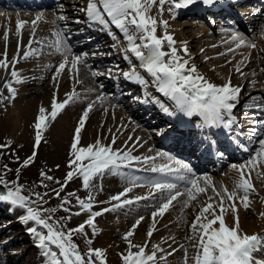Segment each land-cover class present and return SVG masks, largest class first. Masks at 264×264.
<instances>
[{
	"label": "snow or ice",
	"instance_id": "1",
	"mask_svg": "<svg viewBox=\"0 0 264 264\" xmlns=\"http://www.w3.org/2000/svg\"><path fill=\"white\" fill-rule=\"evenodd\" d=\"M226 0H86V6L80 11L85 13L86 20L92 24H98L104 29L110 25L118 29L127 42L126 51L134 54L139 61V66L150 77L156 90L164 97L172 102L173 107H164L161 105L163 112L169 117H184L192 122V127L196 128L206 141L208 152L215 150V155L223 157L226 149H219L217 145L219 141L216 137L217 133L225 134L226 139L235 148L244 152H250L249 158L241 164H233L232 168L238 172L239 178L234 181L235 188L229 192L227 188L218 190L208 177H200L196 174L193 167L188 162L181 161L172 156H136L133 155V149L140 144L137 140L132 148L127 144L124 148H114L116 137L113 135L111 143L104 144L100 139L95 143L87 146H81V133L85 128L89 113L93 110L95 102H91L83 111L78 125L75 128L73 140L70 147L69 171L66 175L64 184H61L59 190L53 189L57 198L67 186V182L73 180L74 177L82 179L83 188L88 191L86 199H81L75 193H68L67 196H75L76 204L81 211L71 212L70 207L63 205H71L72 201L67 197L62 200V209L69 212L70 215L65 219L71 220L73 215L79 216L82 212L88 213V219L73 229H66V225L61 224L60 220L53 218L51 210L43 208L44 197L47 192L41 194L31 189H25L17 180L9 182L6 179V173L11 171L7 165L4 166V174H0V203H7L10 211L19 209L23 215L19 218L26 225L32 223V227L27 230L34 235L39 241L38 247L43 250V254L47 259V264H107L106 251L104 249H94L89 247L85 253H81L79 246L73 241V234H81L87 238L88 233L85 228H91L92 235L97 234L95 219L105 213L130 208L134 204L141 201H149L153 207L151 212V228L147 232V240L143 245L133 243L132 237L136 228L139 227L144 220V216H140L135 221L131 229L128 230L123 239L127 242L126 253H121L122 264H161L168 256L173 255L176 249L166 252L160 244L152 245L149 249L148 241L151 240L153 233L157 231L158 218L163 216L173 207V202L179 197H186L182 202L181 211L191 206L192 202L197 201L201 194H207L209 188L215 196H208L207 201L201 203L199 212L195 216L190 226L191 235L185 237L192 243L195 249V255L191 257V264H264V259H259L256 253L264 251V236L260 234L249 235L240 229L237 202L242 204L245 209L251 205L250 197L256 193V188L252 182V174L255 173L256 178L264 181V172H261L260 166L264 165V103H255L249 106L248 111L251 113L250 135L254 138L257 145L254 149H250L247 144L240 141L239 137L235 140L234 128L239 121L235 115V110L239 107L240 93L242 88L233 85L229 79L223 85H216L198 73L195 65H190L189 60L184 56L189 55L188 48L184 46L177 49L174 36L167 32L169 27L168 21H158L152 14L156 8L161 14L164 11V5L168 6L169 14H176L178 10L188 8L189 6L200 4L203 6L223 5ZM39 19V17H37ZM64 20V17H60ZM80 21H77L79 23ZM35 23V22H33ZM162 23L165 32L162 36L157 35L158 24ZM24 27V22H19L17 26L18 33ZM56 36L55 44L57 51H61L60 45L67 38L66 34L62 35L61 31L54 34ZM5 34L4 39L8 40ZM35 42L44 47L43 41L35 40V29L33 36L29 40L27 47L30 51L24 53L20 57V42L17 45L16 56L9 61L7 49L0 58V68L10 73L13 78L8 81L5 87L8 89L11 99H15L17 89L14 83H22L20 74L15 70V65L19 60L28 59L31 56L38 55L36 49H32L31 45ZM165 42L168 51L164 50ZM232 42L235 43V49L230 48L233 52L240 47L255 48V43L246 42L240 34H232ZM183 52L184 56L179 53ZM63 59L58 65L54 66L52 80L57 82V77L63 73L66 67H70L78 77V65L86 62L87 54H74L71 46H64L62 49ZM71 57V61L69 60ZM127 59V57H126ZM130 63V61H129ZM243 64L244 61H241ZM236 72L243 75L242 69L238 66ZM93 75H102V73L93 72ZM126 80H135L140 85H145L148 80L143 78L136 70V66L132 65L131 71L124 73ZM77 82H80L77 79ZM58 91V84H57ZM75 89L66 96L63 101L58 102L54 93L51 111L44 107L39 109L37 121L34 124L35 136L32 155L29 156L22 164V167H29L35 162L37 150L40 148L41 142H47L44 133L50 127L51 122L55 121L58 115L70 104L78 99ZM8 97L0 94V102ZM101 101L105 97H99ZM134 100H141L139 97H133ZM141 102H148L143 101ZM159 103V101H156ZM195 118V119H194ZM180 124L187 126V121L181 119ZM111 131V130H109ZM160 134H163L162 132ZM242 134V133H241ZM171 135V133L169 134ZM167 138V137H165ZM132 139L131 136L128 137ZM10 147V142L0 144V148ZM158 158L166 159L165 163H156ZM18 159V158H17ZM143 166V167H141ZM125 169H131L133 172H150L156 174L154 177H141L139 175H129ZM105 174L124 176L128 184L121 192L112 195L108 201L101 203L110 204L111 207L101 208L94 211L96 200L94 196V181L102 179ZM41 187L47 188L48 185L43 181H52L54 178L46 172L40 173ZM60 184V181H56ZM148 187L149 192L146 195L131 196L134 188ZM28 195H25V192ZM218 198V203L216 202ZM231 209L234 214V226H228L225 221L226 212ZM264 216V213H261ZM175 240L174 237L170 238ZM162 240L161 243H167ZM91 245L93 241L87 240ZM172 245L169 244V248ZM184 249L185 264H189L188 249L184 244L180 245ZM135 249V251H134ZM163 253L164 255H158Z\"/></svg>",
	"mask_w": 264,
	"mask_h": 264
},
{
	"label": "bare ground",
	"instance_id": "2",
	"mask_svg": "<svg viewBox=\"0 0 264 264\" xmlns=\"http://www.w3.org/2000/svg\"><path fill=\"white\" fill-rule=\"evenodd\" d=\"M263 1L264 0H226V2L223 5L203 6L200 4H196L189 6L186 9L188 11L187 15L189 14L196 15L201 18L204 17L207 13L208 14L210 13L213 15L210 19L211 23H215L213 18L217 17V19L223 20L225 23H228L235 27L242 28L244 31L252 34L254 37L255 32H258L259 30V25L260 24L262 25V20L264 17V13H263L264 11H262L264 8ZM0 3H3L4 5L6 4L9 7L21 8V9L24 8L31 9L30 7L39 6V4H42V6L50 5L49 1L47 0H42V1L41 0H8V1L0 0ZM8 15H7V19L4 20L3 24H0V58H3L2 54L5 52V49H7L9 61H11L17 54L18 42H20V49H19L20 57H23L25 52L30 51L27 45L29 44L30 38L33 36V29H35V40L38 41H43L44 40L43 37L45 35L48 37L56 38L54 34L60 31L58 22L54 21L52 15L46 14L45 12L32 14L25 10L23 12H18V15L16 17L13 16L12 14H8ZM37 17H39V19H37ZM32 21H34L35 23H33ZM19 22H24V27L18 33L17 26ZM168 24L169 27L167 32L169 34L171 33V35L174 36V39L177 42L176 45L179 43L177 49L183 48V44L184 45L186 44L187 48L190 49L192 46L190 44V41L191 40L194 41L195 37L189 41V37H187L186 34L187 32H184V30L181 28L182 26H185L187 24H179V20L172 21ZM88 25L91 27H89L85 31L84 30L81 31L78 28V32L74 33L75 30H73L74 32L73 33L71 32L72 37L75 38L76 40H78L79 38H83V39L86 38V41L84 40L83 44H81L82 42L80 43L82 46L91 44V42L94 41L99 42L101 44L105 43L107 40L106 39L107 34L109 35V33L106 31L107 29L103 30L101 26L99 27L97 26V24H92L91 22H88ZM39 27H41V34L37 31ZM262 27L264 29V25ZM221 30L226 31L228 29L224 28ZM5 34L8 35L9 37L8 40L4 39ZM205 35H208V33H203L201 37H198V41H203ZM92 37H94V39ZM83 39L80 40L82 41ZM104 39L106 40L103 41ZM78 41L76 42L78 43ZM180 41L182 44L180 43ZM221 41L222 39L216 42H209L210 43L209 46L219 45ZM77 45L78 47H75V45L74 48L71 47L72 52L73 49H78L80 47L79 44ZM64 46H68V45L62 42V44L60 45L61 51H57V48L51 47L49 50H47V54L45 55L46 57L42 59L41 63L39 64L37 63L38 56H41L43 53L46 52L42 53L41 51V55H40L38 51L41 48L40 45L33 42L31 48L36 49L38 55L31 56L26 60L22 58L19 60V63L17 64L23 66L22 67L23 72L20 73V77L22 78L23 82L17 83L16 84L17 86H15V88L18 91H21V94L17 96L16 101L18 107L15 111L12 112V116H15L16 118L23 117V131H24L26 130L27 125H30V122L37 121V117L39 115V109L41 107H44L49 112L51 111L54 93L56 94L58 102H60L63 101L66 98V96L73 91V89H75L76 93L81 91L86 92L84 90H89V92L80 95L82 99L75 100V102L70 103L58 115L57 119L51 122L50 127L44 133L45 140L47 141L46 143L44 142V146L47 147L46 149L50 151L52 150V153L54 152L58 153L60 157L71 158L70 147L73 140L75 128L78 125L79 119L83 111L85 110V108L88 106L89 103L95 102L93 110L89 113V117L88 120L86 121L85 128L81 133V146H87L89 144L95 143L97 139H100L104 144H109L111 143L113 135H115L116 138L120 137L122 136V134L127 133L126 131L132 130L133 127H137L138 123L129 119L128 115L123 111V109L117 107V105L118 106L123 105L122 107L127 106L125 104L126 96H122L120 93L115 98H113L114 96H107V98H105L103 101L99 99L100 92H98V87L94 86L96 85L93 80L94 75L93 73L84 70V68H86V65L84 63L78 65V77H76V79L73 78L72 80L70 78V76L71 77L76 76V73L73 70H71L70 67H66L63 73H61V75L57 77V82L56 83L53 82L52 80L53 74H51V71L53 70L54 66L58 65L57 59L61 57L63 58L62 49ZM165 47H167L165 51H168V46L166 42L164 48ZM247 49L248 47H244V46L239 48L240 53H247L245 57V63L242 64L239 62L237 65V67L239 66L242 69L243 75L236 72L235 69L237 67L231 73L232 76H235L234 83L232 84L236 86H240L242 88V92L240 93V101H239L240 106L237 107V111L235 113L239 123L234 128V132L236 133L238 132V134H240L242 137L244 136V142L246 140V144L250 146V149H253L254 138L249 134L250 121L252 120V116L251 113L248 111V108L249 106L255 103H264V99L262 95V93H264V37L256 44V47L253 50L248 52ZM191 54L193 55V53ZM42 57L44 56L42 55ZM69 60L71 61V57H69ZM108 60L109 59L105 60L104 62H108ZM91 61H92V65L101 63V60H91ZM199 61L200 59H198L197 61L192 60V63H190V65H195L197 68V63ZM197 70L199 74L203 75L210 82L216 85H221L220 83H217L216 80H214L217 79L218 78L217 76L219 75H217L216 77L214 76L215 78H213L208 74L201 72L200 69L197 68ZM9 75H10L9 69L8 72L6 73L4 69L0 68L1 90L6 89L8 91V89L5 87V84L7 82V78ZM229 75L230 74L228 71L227 74H225V77H228ZM239 75L242 77L239 78ZM48 76H50V80L48 83H45L44 80L49 78ZM141 76L147 79L145 75L144 76L141 75ZM77 79L81 81L80 84L79 82H77ZM149 82L150 80H148L147 84L140 85L135 80L125 81L127 85L129 84L134 87L133 90L134 93L140 92L141 90L142 92L141 100L148 101V102H141L140 100V103L138 105L137 104H134L132 106L129 105V107L131 106L136 109L138 108V110H135L134 113L136 116L140 118V121H142L143 124L149 126L157 123H162L167 127L165 128L160 138L153 140L151 138L149 147L143 148L142 146L143 149H141L140 148L141 146L139 147L137 145L133 149V155L137 156V154L138 155L141 154L139 156L143 157V156H157L158 154H162L163 156H165L166 155L165 152L167 151L173 154L175 157H179V160L181 161L182 160L184 162L185 160H187L188 162L192 161L193 162L192 165L194 166V169H196L197 171L200 169L209 168V164L214 163V165L212 164L214 166L212 168L213 169L212 173L213 174L216 173L217 166H220L223 163L222 158L217 157L213 152L209 153L207 146H201L202 144L206 145L207 142L203 141L200 132L196 128L192 127L191 121H188L187 118L179 117V116L169 117L163 112L161 105H163L164 107L172 108L173 104L166 97L158 99L156 97V93L151 92L150 89L151 87ZM225 83L226 82L222 84ZM42 84H45L44 87H40V85ZM57 84H58V91H57ZM117 84L118 85L120 84V88L124 86L120 80L119 82H117ZM91 87H93V89ZM109 87L110 85H107V89H109ZM153 88H155L154 83H153ZM133 92L128 91L127 94H131ZM35 94H40V95L37 98H35V100H33L32 102L30 101L28 103L26 101V98L27 97L33 98ZM157 100L159 101V103L156 102ZM108 117L110 119V124L107 126L106 124L108 121ZM146 117L148 119H146ZM181 119L187 121V126H185V124L179 123ZM139 132H142L140 136L141 139L136 136L139 134ZM170 133L171 135H169ZM134 135L135 136L133 137L139 140L141 143L145 140L143 136L146 137L147 133L144 130H142V127L138 126L134 132ZM134 138H132L131 140H126L121 145H118L117 148H124L126 144L129 148H132L133 144L136 143V139ZM214 138H217L219 141L217 147H220L221 149H226V151L229 152V158H237L240 155H242L239 152V149L235 148L230 144L229 140L226 139L225 134L217 133L216 137ZM152 146H156V149L152 148ZM113 147H115V145ZM165 162L167 161L166 159L163 158H158L156 161V163L158 164ZM67 165H69V163H67ZM230 169H232V167ZM141 175L142 177L155 178L156 174L154 175L150 172H142ZM208 178H210L212 184H217V182L214 181L212 176H208ZM74 180L77 182L78 194H80L84 189L82 185V179L77 176L74 177ZM93 183L95 185L93 194L95 196L96 205L104 204L101 202L106 201V199H109V197H111L112 195L123 191L125 187L128 186L125 177L122 175L117 176V175L105 174L102 179L98 178ZM253 184L256 188V193H253L251 195L254 197H250V200L256 201L255 199L256 195H261L260 197L264 196L263 195L264 190L261 189L264 188V181L256 179V181ZM222 186L224 188L227 187V182H223ZM139 188L141 189L143 188L142 189L144 190L143 195H146L149 192L148 187H139ZM87 194L86 193L84 194L85 197L83 196V199L87 198ZM97 195H99L100 197L99 198L96 197ZM212 195L215 196V194ZM185 199L186 197H179L177 201L173 202V207L163 216L166 218L169 217V219L166 221L165 224H168L169 227L171 228L170 230H172L171 235L167 234L166 236V238L168 239L167 240L168 245L166 246L165 250L166 252H169L172 251L171 248L173 249L176 248V251L173 253V255L167 257L166 264H179V260L174 261V258H178L180 253L183 254L184 252L181 251L182 248L179 249L177 248L178 245H180V243L184 244L185 246L186 245L191 246V243H194V241L189 242L187 239L185 242H183L182 240V238L191 235L190 227L186 221V218L188 216L187 210L189 209V207L184 208L183 211H181L182 202ZM263 202L264 201H262V204L258 208L252 207L251 205L248 209H244V207L242 208V204L241 206L237 207L240 229L242 232H246L249 235L260 234L261 236H264V216L261 215V213H264ZM217 203H218V199H217ZM143 207H149V206H143ZM78 209L81 211L80 208ZM125 210L129 212H133L134 210L139 211V209H136L135 207L131 206L130 208H123L108 213L122 214L126 216L129 212L126 213ZM108 213H105L107 214L105 216H107L106 219H108V222H105L102 217L101 218L98 217L99 218L98 223H95L97 228V233H99L100 236L97 238H95L96 236L94 237L95 238L93 239L95 240L94 244L96 249H102V248L104 249L109 246L115 248L118 252L106 253V258L107 260L110 259V264H115V262L117 264H122L120 254L126 253L127 251V242L123 239V236L126 232L123 228H127L129 230V226L132 225L129 224L130 223L129 219L118 218V217H116V219H113L112 218L113 216L108 215ZM229 213L230 214L226 212L225 221L226 224L231 227L234 226V214L231 211V209H229ZM88 218L89 217L87 213L82 212V214L79 216L75 215L73 219H71V222L74 225H80L84 223ZM96 220L97 219H95V221ZM113 224H116L115 227H112ZM141 227L142 226L139 225V227L136 228L135 234L131 239L133 243L137 242L143 245L147 240V232L149 231L150 228L146 230L145 234L142 233L141 235H138V233L141 231L140 229ZM158 227L159 226L157 224V228ZM103 229H106V231L105 233L101 234V231ZM115 235L117 236L116 241L113 240L109 241ZM172 237H174L175 240L178 242L176 243L175 240L173 242V240L170 239ZM158 240L159 239H155L154 242L158 243ZM118 241H120V243ZM169 244L172 245L171 248H169ZM189 253L190 251H188V254ZM158 255H164V254H158ZM256 256L259 259H264V251H260L256 253ZM8 261L9 260H4L2 258L0 260V264L7 263ZM161 264H165V262L161 261Z\"/></svg>",
	"mask_w": 264,
	"mask_h": 264
},
{
	"label": "rangeland",
	"instance_id": "3",
	"mask_svg": "<svg viewBox=\"0 0 264 264\" xmlns=\"http://www.w3.org/2000/svg\"><path fill=\"white\" fill-rule=\"evenodd\" d=\"M47 1H49L50 3L49 6H44V5L42 6V4H39V6L30 7L31 9L14 8V7H9L6 4L4 5L3 3H0V24H3L4 20L7 19L8 14H12L13 16L16 17L18 15V12H23L25 10L32 14H38L40 12H45L46 14L52 15V18L54 19V21L58 22L60 31L62 29V35L66 34L67 36V38L64 39L62 42L66 43L68 46H71L73 48H74V45L75 47H78L77 44H79L80 47L78 49L72 48L74 54H77V55L87 54L86 62L84 63L86 65V68H84V70H86L87 72H91V73L93 72L102 73V75L93 76L94 83L96 84L94 86L98 87V92H100L99 97L103 96L107 98V96H114L113 98H115L120 93L122 96H126L125 104L127 106L122 107L123 105L121 106H118L117 104L116 105L117 107H120L121 109H123V111L128 115V118L138 123V126L142 127V130H144L147 133L146 137L143 136L145 140L141 142L140 144L143 145V148L149 147L151 138L152 140L160 138V136L162 135L160 133L161 132L163 133L167 126L162 123H157V124L147 126L143 124L142 121H140V118L138 116L135 115L134 112L135 110H138V108L136 109L131 106L134 104L138 105L140 103V100H134L133 97H139L142 99L141 97L142 92L141 90L140 92H135V93L133 92L134 87L132 85H129V84L127 85L125 83L126 79L124 77V73L131 71L132 65H135L137 72H139L143 76L145 75L147 77V80H150L149 83L151 87L150 88L151 92L156 93V97L158 99L164 98V96L161 95L159 92H157L156 88H153V81H152L153 78L150 77L146 72H144V70L140 68L139 61L135 58L134 54L126 51V48L128 45L124 39L123 34L118 29H115L114 26L110 25L106 30L109 33V35L107 34V38H106L107 40L106 39L103 40V41L106 40L105 43L101 44L99 42L94 41V42H91V44L82 46L81 44L84 43V40L86 41V38L84 39L79 38L78 39L79 41H78L72 37L71 32L73 33L74 32L73 30H75L74 33H77L78 28L81 31L82 30L85 31L86 29L91 27L88 25V21L86 20L85 13L80 11L82 7L86 6V0H47ZM262 11H264V8ZM187 12L188 11L185 8V9L178 10L176 14H169L168 6L164 5L163 14H161L156 8L153 9L152 14L157 18L158 21L167 20L168 23H170L172 21L179 20V24H187L185 26H182L181 28L184 30V32H187L186 34H187V37H189V41L193 39L194 37H195L194 38L195 40L190 41V44L192 46L190 49H188L189 51L188 56H184L182 51H181L182 53L180 54L183 55L185 59H188L189 63H192V60L197 61L198 59H200V61L197 63V68L200 69L201 72H204L205 74H208L209 76L213 78L219 75L217 76L218 77L217 79H214L216 80L217 83H220L221 85H223L222 83L227 82V80L229 79H231V82L234 83L235 76H232L231 73L237 67L239 62L241 63V61H244L245 63V57L247 53H240L239 49H236L233 52L229 51L230 48L235 49V43L232 42V34L233 33L240 34L241 36L246 38V42L257 44L264 37V29L262 27L264 25V17L262 20V25L258 24L259 30L258 32H255V36L253 37L252 34L244 31L242 28L235 27L233 25L225 23L223 20L217 19L216 16H214L216 18H213L215 23H211L210 19L213 15L210 13L209 14L207 13L204 17L201 18L196 15H191V14L187 15ZM60 17H64V20H61ZM77 21H80V22L77 23ZM97 26L99 25L97 24ZM224 28H227L228 30L222 31L221 29H224ZM103 30L105 29L103 28ZM37 31L41 34V27H39ZM164 32H165V29L163 27V24L159 23L157 35L162 36ZM203 33H208V35L204 36L203 41H198V37H201ZM43 38H44L43 42H45L44 47L42 48V50L40 48V50L38 51L40 55H41V51L42 53L43 52H46V53L42 54L44 57H42V55L38 56L37 63L39 64L41 63V60L46 57L45 55L47 54V50H49L51 47L57 48L55 44L56 38L48 37L46 35ZM92 38L94 39V37ZM80 39H83V40L81 41ZM220 39H222V41L220 42L219 45L209 46L210 44L209 42H216ZM76 41H78V43ZM178 46H179V43L176 45V47ZM184 46H186V44L185 45L183 44V47ZM165 49H167V47H165L164 50ZM253 49L254 48L248 47L247 50L249 52ZM191 53H193V55ZM62 59H63L62 57L57 59V63L59 64L60 62H62ZM107 59H109L108 62H104ZM91 60H101V63L92 65ZM18 65L19 64L15 65V70L20 74L21 72H23L22 70L23 66L22 65L18 66ZM11 71H12V68L10 66L9 72L11 73ZM54 71H55V67L51 71V74H53ZM228 71L230 75L228 77H225V74H227ZM48 77L49 78L44 80L45 83L49 82L50 76ZM241 77L242 76L239 75V78ZM70 78L73 80V77L70 76ZM12 80L13 78L11 77V75H9L7 78V82L12 81ZM119 80L124 85L121 88H120V84L119 85L117 84ZM80 83L81 81L79 82V84ZM16 84L17 83H14L13 86L14 87L17 86ZM44 85L45 84H42L40 85V87H44ZM107 85H110L109 89H107ZM91 88L93 89V87ZM0 91H1L0 94H2L3 97H8L7 100L4 99L2 102H0V144H7L10 142V147L0 148V174H4V171H5L4 166L7 165L8 169L11 170L6 173V179L9 182L15 181L18 179L19 183L23 185L25 189H31L41 194L47 192L48 195L44 197V201L46 202L43 204V208L48 209L50 213L52 209H55V212L51 214L53 215L54 219L60 220L61 224L66 225L65 230L78 227L79 225L72 224L71 220L65 219L66 217L70 215V213L63 211L62 200L63 198L67 197L68 199L72 201L71 205H63V207H70L71 212L74 213V212L80 211L78 209L79 206L76 204L75 196L68 197L67 194L75 193L76 196H79L81 199H83V196L85 197L84 194L85 193L87 194L88 191H85V189H83L82 192L78 194L77 182L74 180V178H73V181L67 182V186L60 193V198H57L55 195V192L53 191V189L59 190L61 184L65 183L66 175L69 171H71V168H69V166L67 165V163H69L71 158L60 157L58 153L56 152L52 153V150L50 151L46 149L47 147L44 146V141H42L40 148L37 150L35 162L31 164L29 167H22L23 162L29 156H31L33 152L34 136H35V128H34L35 122L33 121L30 122V125H27L26 130L23 131V117L16 118L15 116H12V112L15 111L18 107L16 99H17V96L21 94V91L17 90V95L15 99L10 98V94L6 89L4 90L0 89ZM84 91L86 92L81 91L77 93L79 98L76 100L82 99V97H80L81 94H85L89 92V90H84ZM128 91H131L133 93L127 94ZM39 95L40 94H35L33 98L27 97L26 101L28 103L30 101L32 102ZM262 95L264 99V93H262ZM129 105L131 106L129 107ZM236 111L237 109L235 110V113ZM146 119L148 118L146 117ZM109 124H110V119L108 117V121L106 125L108 126ZM137 127H133L132 130H128L126 131L127 133H124L122 134V136L117 137L116 138L117 142L115 143L114 148H117L118 145H121L126 140H129L128 139L129 136L134 138L133 137L135 136L134 132ZM141 133L142 132H139V134L136 136L140 138ZM237 134L238 132L232 137V139L235 140L236 137H239L240 141L244 142V136L242 137L240 134L238 135ZM244 143L246 144V140ZM247 146L250 148L249 145ZM256 146L257 145L255 144V140H253V149ZM140 148L143 149L142 147ZM152 148L156 149V146H152ZM239 152L242 155H240L239 158H236L233 160H230V159L228 160L227 156H224L223 159H227V160H225L223 165L214 174L212 173V170H213L212 168L214 167L213 166L214 163H211L209 165V168H205V169H201L197 171L196 169H194V166L192 165L193 162L190 163V161L188 162L187 160H185V162L187 161L188 163H190V165L193 167L194 171L196 172L198 176L202 178L212 176L214 181L217 182V184H213V185H215L218 190H222L224 188L222 186V183L227 182L226 188L229 192H232L235 188L234 181L239 178V174L233 168L232 169L230 168L232 167L233 164L244 163L251 155L250 152H244L242 150H239ZM165 153H166L165 156H172L176 159H179V157H175L173 154L167 151ZM139 155L137 154V156ZM261 169H262V172H264V165L260 166L259 170L261 171ZM41 171L46 172L48 175H51L54 178L52 181H47V180L43 181L44 183L48 185L47 188L40 186L41 180H42V177L40 175ZM124 171L127 172L129 175H139L142 177L141 175L142 172H133L131 169H125ZM256 179H257L256 175L255 173H253L252 182L254 183ZM56 181H60V184H57ZM72 184L76 186H73ZM142 189L139 187H136L133 193H131L130 195L131 196L143 195L144 190ZM261 189L264 190V188H261ZM24 194L28 195V192L26 191ZM212 194L214 193L209 188L206 195L205 194L200 195L198 197V200L195 202H192L191 206H189V209L187 210L188 216L186 218V221L189 227L191 226L192 221L195 219V216L199 212L201 203L206 202L208 196H213ZM260 196L261 195H256L255 196L256 201H251L252 207H255V208L260 207V205L262 204V201H264V196L262 197ZM96 197L99 198L100 196L97 195ZM251 197H254V196H251ZM217 199L218 198H216V202H217ZM107 200L109 199H106V201ZM110 206L111 205L107 203L98 204V205H95L93 210L99 211L101 208L110 207ZM143 206H149V207H143ZM239 206H241V204L237 202V207ZM133 207H135L136 209H139V211L134 210L133 212H129L125 210L126 213L129 212L126 216L122 214H115V213H111V214L108 213V215L113 216L112 217L113 219H116V217L127 218L130 220L129 224L131 225H133L135 221L139 219L140 216H144V220L140 224L142 226L140 228L141 231L138 233V235H141L142 233L145 234L146 230L148 228H151V212L153 211V207H151V204L149 203V201H141L137 204H134ZM9 208L10 206L7 203H0V260L2 258L4 260H9L7 263H3V264H47V259L43 254V250L40 247H38L39 241L34 235L30 234V232L27 230L28 228L33 226L32 223L30 222L26 225L24 222H22L19 219L23 215V212L19 209L10 211ZM227 213L230 214L229 210L227 211ZM105 215L107 214H103L102 216H100V218L102 217L105 222H108V219H106L107 216ZM74 216L75 215L72 216V219ZM96 219L97 220L95 221V223H98L99 218L97 217ZM168 219L169 217L168 218L166 217L158 218L159 227L157 228L158 230L153 233L154 235L153 238H151V240L148 241L149 249H151L152 245L154 244H160L161 247L166 249L168 242L167 243H160V242L162 240L167 239L166 238L167 234L171 235L172 233V230H170L171 228L169 227V225L165 224ZM144 222H146L147 224ZM115 225L116 224H113L112 227H115ZM130 227L132 226H129V230H130ZM88 229H89L88 227L85 228V231L88 233L87 238H85L83 235L78 234V233L73 234V241L79 246V250L81 251V253H85L89 247L96 249L95 244H94L95 240L93 239L100 236L99 233L95 235L96 237L93 236L91 229H89L90 231ZM123 229L125 230V232H127L128 230L127 228H123ZM102 231H101V234L105 233L106 229H103ZM116 238L117 236L115 235L109 241H112V240L116 241ZM154 238L159 239L158 243L154 242L155 241ZM88 239H91L93 241L91 245L87 243ZM182 240L183 242L186 241L185 238H182ZM118 242L120 243V241ZM175 242L177 243L178 241L175 240ZM135 243L141 245V243H137V242ZM180 245H178L177 247L178 249L181 248ZM185 247H187L188 251H190L188 256H189V264H191V257L195 255V249L192 247V243H191V246L186 245ZM106 248H104L106 253L118 252L113 247L109 246ZM182 249L181 251H184V249L183 250ZM183 254L180 253L178 258H174V261L179 260V264H183V263L185 264ZM107 264H110V259L107 260ZM115 264L117 263L115 262Z\"/></svg>",
	"mask_w": 264,
	"mask_h": 264
},
{
	"label": "water",
	"instance_id": "4",
	"mask_svg": "<svg viewBox=\"0 0 264 264\" xmlns=\"http://www.w3.org/2000/svg\"><path fill=\"white\" fill-rule=\"evenodd\" d=\"M0 191H3V189H0Z\"/></svg>",
	"mask_w": 264,
	"mask_h": 264
}]
</instances>
